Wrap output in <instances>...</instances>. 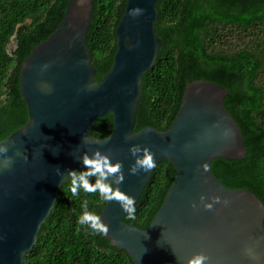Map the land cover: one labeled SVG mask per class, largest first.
Here are the masks:
<instances>
[{"label": "water", "instance_id": "1", "mask_svg": "<svg viewBox=\"0 0 264 264\" xmlns=\"http://www.w3.org/2000/svg\"><path fill=\"white\" fill-rule=\"evenodd\" d=\"M135 8L143 12L133 14ZM91 9L92 0H68L58 26L20 64L28 120L0 140L12 158L9 164L0 155V264H22L68 170H86L82 153L100 150L112 162L121 161L125 179L118 187L136 202L153 169L128 172L132 145L147 146L155 165L169 160L175 176L146 229L124 222L127 213L118 202L104 203L99 216L112 246L124 249L134 264H186L194 252L208 255V264H264V204L246 188L225 187L210 170L213 158L246 153L240 128L223 105L228 89L205 79L187 80L166 130L134 131L141 76L154 65L161 42L156 0L125 1L113 61L100 80L85 42ZM15 46L13 34L7 47ZM107 113L113 120L110 133L91 136L93 123ZM202 194L228 204L206 210Z\"/></svg>", "mask_w": 264, "mask_h": 264}, {"label": "trees", "instance_id": "2", "mask_svg": "<svg viewBox=\"0 0 264 264\" xmlns=\"http://www.w3.org/2000/svg\"><path fill=\"white\" fill-rule=\"evenodd\" d=\"M67 1L0 0V140L28 120L19 90L20 64L58 26ZM125 1L92 0L85 42L97 80L112 64ZM156 8L161 42L154 65L141 76L134 131L145 126L166 130L187 80L205 79L227 88L223 105L240 128L246 153L213 158L210 170L225 187L246 188L264 204V0H156ZM13 34L16 46L8 48ZM112 125L107 113L89 134L103 138ZM174 176L169 160L158 161L135 202L134 218L126 214L124 222L146 229ZM84 201L97 215L106 202L82 189L73 197L66 179L22 264H134L103 234L78 224Z\"/></svg>", "mask_w": 264, "mask_h": 264}, {"label": "clouds", "instance_id": "3", "mask_svg": "<svg viewBox=\"0 0 264 264\" xmlns=\"http://www.w3.org/2000/svg\"><path fill=\"white\" fill-rule=\"evenodd\" d=\"M143 9L135 8L132 10L133 14H141ZM86 142V141H85ZM9 146L7 144H0V155H3L6 161L11 164L12 158L8 154ZM130 154L134 158L128 172L131 175H138L141 171L149 172L155 167L154 156L147 146L132 145L129 148ZM26 158V157H25ZM79 160L82 162L86 170L74 171L68 170L67 177L70 179V191L73 197L79 196L80 190L88 194H99V197L107 202L116 201L120 204L122 210L127 213L129 218H134L136 204L134 197L124 193L118 187L123 183L124 166L119 160L112 162L109 154L103 153L100 150H93L91 155L87 152L80 155ZM58 176H64V173L57 167L54 169ZM94 177L95 181L91 182L90 178ZM115 185L116 187H113ZM200 204L206 210H213L214 204L223 203L228 204V201L222 199L220 196L213 195L210 199H205L202 194L199 197ZM192 207L196 208L195 202ZM83 211L78 217V224L87 226L97 234H106L108 232V225L96 213L89 211L88 202L82 203ZM208 255L204 252H194L187 258L186 264H208Z\"/></svg>", "mask_w": 264, "mask_h": 264}, {"label": "rangeland", "instance_id": "4", "mask_svg": "<svg viewBox=\"0 0 264 264\" xmlns=\"http://www.w3.org/2000/svg\"><path fill=\"white\" fill-rule=\"evenodd\" d=\"M9 48H11V47H9Z\"/></svg>", "mask_w": 264, "mask_h": 264}]
</instances>
